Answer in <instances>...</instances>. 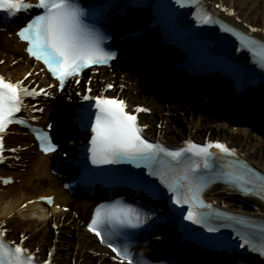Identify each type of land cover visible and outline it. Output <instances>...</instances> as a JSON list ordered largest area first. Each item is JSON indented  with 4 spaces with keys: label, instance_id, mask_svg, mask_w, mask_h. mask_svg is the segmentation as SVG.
I'll use <instances>...</instances> for the list:
<instances>
[{
    "label": "snow or ice",
    "instance_id": "obj_1",
    "mask_svg": "<svg viewBox=\"0 0 264 264\" xmlns=\"http://www.w3.org/2000/svg\"><path fill=\"white\" fill-rule=\"evenodd\" d=\"M30 9L41 10L32 19L22 27L17 33L21 41L28 45L26 51L37 61H42L47 70L60 82L63 88L65 81L72 76L79 75L80 72L92 65L104 64L111 59V54L106 52L101 46L102 37L99 31L92 25L84 22V11L75 2V0H38L36 4L26 3L25 0H0V12L7 13L11 17L17 16L20 12H27ZM210 18L206 17L207 23ZM255 31V29H253ZM79 82V81H77ZM22 82L12 83L0 77V133L5 131L8 124L23 123L15 120V114L20 112L22 106V97L25 95L36 96L39 93L29 91L21 87ZM111 87V86H109ZM85 99H90L85 97ZM126 105L123 101L109 100L103 98L96 99L97 112L95 114V123L91 126L92 136V162L94 164L116 163L120 158H155L159 153H164L173 160H179L183 152H191L193 156L200 157L203 160L204 167H208V158L212 156L209 151L211 148L217 149L220 153L234 155L235 153L227 149L223 144H209L200 147L189 144L187 149L179 152H168L166 149L146 142L140 133L142 129L137 126L136 117L129 115L125 111ZM137 111H145L138 109ZM42 141L44 151L54 150V146H43V141L48 137L44 134L38 135ZM2 141V138H0ZM2 147V142H0ZM199 165H189L184 175L180 177L184 184H178L171 190L177 192L176 203H189L190 209L185 219L192 223H199L197 214L193 207L203 205L199 199L201 186L195 182V177L190 175L194 173ZM236 181L243 184H255L257 180L264 178L257 177L256 174L240 172L239 174L229 172ZM8 183V181H5ZM180 187L186 188L184 193H180ZM261 190L264 191V184H261ZM51 203V198H46ZM111 225L113 228H137L140 226V216L131 208L112 206L110 208H98L91 223L89 231L100 236L103 242L101 228ZM214 229H209L213 231ZM264 235V229L260 230ZM3 233H0V264H33V257L28 255L22 247H11L3 241ZM251 243L245 240L240 247ZM112 251L117 256L126 259L128 264H133V259L129 255L127 247L121 249L109 244ZM261 254H264V244H262ZM255 250V247H254Z\"/></svg>",
    "mask_w": 264,
    "mask_h": 264
},
{
    "label": "bare ground",
    "instance_id": "obj_2",
    "mask_svg": "<svg viewBox=\"0 0 264 264\" xmlns=\"http://www.w3.org/2000/svg\"><path fill=\"white\" fill-rule=\"evenodd\" d=\"M203 1L213 14H219L227 22L241 29L249 31L255 29L253 33L264 39V0ZM143 58L145 60L149 59V57L145 54L139 57L140 60H143ZM147 66L148 65L143 62L141 65L134 67L132 69L133 72H130L128 68L122 70L124 81L121 82V84L123 83L127 89H131L132 91L137 90L138 81L142 76V71L145 70ZM38 67V63L34 62L26 55L24 51V44L18 40L16 35H14L13 29L3 32L0 31L1 74L9 76L15 80L23 79L25 83L32 80L41 81L44 82L42 84L43 86H48L49 79L44 71L37 75H34L32 72L33 69H38ZM110 79L113 82L116 81L114 78L110 77ZM175 86V83L172 82L171 85H168L164 89L163 87H159L153 91H158L161 94L165 91L168 93L167 97H170L174 94L173 89ZM46 91L49 95H52L51 98L39 97L31 102L29 107V110L31 111H37L40 107H42L41 112L31 114V116L35 118V123L39 125H42L43 121L46 122L47 120H51L52 113L55 112L56 109H60V105L58 104L61 100H56V97L62 95V100L65 101V99H67L66 96L69 93L66 90H62L59 94H57L51 87H47ZM187 95H190L189 92H187ZM209 97L210 93H207L204 100ZM73 101L74 99L70 98L69 103L65 102L64 105L68 106ZM154 101L159 102L158 100ZM245 102L246 103L244 104L249 108V103L252 102L250 100L248 101V99L245 100ZM56 103L58 104L56 105ZM259 104L260 103L251 105L256 107L259 106ZM166 105L168 108H171L169 102L167 104H163L162 106ZM248 108L244 110L246 113L248 112ZM202 111L210 110L202 109ZM225 112H228V110H225ZM251 114L256 115V118L260 119V122H258L257 125L264 122V110H251ZM228 117H230V115ZM193 118L196 119L197 122V127H195V129H199L203 128L204 121H208L210 117L200 115L193 116ZM213 123H216V120H213ZM219 127V129L228 128L226 123L219 125ZM262 127L263 125L261 128ZM230 131L242 136L248 144L247 149L240 151H243L242 158L248 161L264 159V134L257 135L255 133V127L252 124L246 125V129L239 128L235 130L231 127ZM151 134L153 137L160 140L163 136V132L157 130L151 132ZM5 143L6 147H8L10 151L6 153V162L0 165V176H10L13 179V183L3 186L0 181V224H4V227L9 228L10 223L12 222L17 226L20 232L31 230L33 227L34 233L40 238L41 242H44L46 236H44V231H42L41 225L49 224L50 226L55 227L63 222V217L66 214L61 209L63 206H68L70 213L65 219L71 220L79 227L88 215L87 207L85 204L80 203L75 197L70 196L61 188L62 180L60 175H53L51 173L50 168L54 154L43 155L38 152L35 145L32 143L31 135L28 133L24 134L18 129H12L8 132L5 137ZM70 143L71 141L68 142V145ZM17 144H20V147L25 146V149L23 150L20 147L17 148ZM259 169L264 171V166ZM36 187H41V189L39 190V188L37 189ZM47 195H53L54 202L51 206L42 205L37 201L38 197ZM229 196H231V194L219 185L213 186L206 193L207 199L214 203L217 207L224 208L232 212L241 211L242 205L228 200ZM242 201L246 202L250 201V199L242 198ZM23 204L24 207L22 206ZM250 212L253 215H260L264 217V206H261L259 210L253 209V211ZM32 213H36L34 217L32 216ZM80 247L84 248V246ZM40 248L41 246L39 249Z\"/></svg>",
    "mask_w": 264,
    "mask_h": 264
},
{
    "label": "rangeland",
    "instance_id": "obj_3",
    "mask_svg": "<svg viewBox=\"0 0 264 264\" xmlns=\"http://www.w3.org/2000/svg\"><path fill=\"white\" fill-rule=\"evenodd\" d=\"M119 71H114L113 76L118 77ZM98 73V78H99ZM101 78V77H100ZM122 81V80H121ZM99 85V81H95ZM115 90V88L113 89ZM123 95L128 99L129 104H132V99L135 97L139 102L148 108L147 113H143L141 121L149 126L151 131L160 130L163 132L162 140L170 144H178L182 139L198 140L206 138H220L227 141L230 145L238 149H247L246 141L239 134L231 132V124H226L227 129H219V125L223 124L224 120H217L216 124L205 122L203 128L197 127L196 119L193 115H202L200 111L195 112L189 109V106L184 101L180 103L170 99L171 108L168 106H160L148 100L149 96L145 95L142 88L135 92L122 87ZM121 90V92H122ZM161 114V115H160ZM206 125V126H205ZM237 127V126H235ZM233 127L235 130L238 128ZM243 128V127H242ZM149 133V132H148ZM259 134V132H256ZM256 164L264 166V159L253 160ZM41 188V187H37ZM238 203L237 201L232 200ZM249 208V207H248ZM68 213V210H63ZM34 216V214L32 215ZM63 222L55 227V230L48 224L41 225L44 231L45 241L41 242L40 238L34 233L33 227L31 230L25 231L24 244L33 249L36 253L44 255L48 250H52V257L58 264H116L109 255L99 246L93 237L85 233L82 226L77 227L70 220H62ZM40 226V225H38ZM9 233L11 237L19 236V230L14 223H10ZM84 248H78V246ZM41 246V251L38 248ZM201 264H264L256 259H252L249 263L246 261L232 257L229 261H218L212 263Z\"/></svg>",
    "mask_w": 264,
    "mask_h": 264
}]
</instances>
